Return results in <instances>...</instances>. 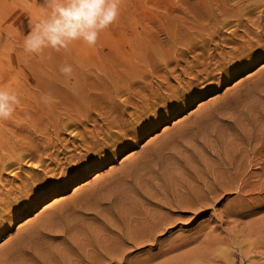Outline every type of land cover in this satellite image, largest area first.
<instances>
[{
	"label": "rangeland",
	"instance_id": "obj_1",
	"mask_svg": "<svg viewBox=\"0 0 264 264\" xmlns=\"http://www.w3.org/2000/svg\"><path fill=\"white\" fill-rule=\"evenodd\" d=\"M226 2L122 0L95 47L29 56L22 39L43 0H0V86L22 101L0 121L6 136L20 131L14 167L0 161V264H240L241 250L252 252L245 264H264V189L241 199L233 190L264 182V0ZM170 23L176 38H166ZM220 171L231 190L200 211L160 204ZM146 212L169 222L146 233Z\"/></svg>",
	"mask_w": 264,
	"mask_h": 264
},
{
	"label": "clouds",
	"instance_id": "obj_2",
	"mask_svg": "<svg viewBox=\"0 0 264 264\" xmlns=\"http://www.w3.org/2000/svg\"><path fill=\"white\" fill-rule=\"evenodd\" d=\"M121 3L122 0H43L39 16L30 20L29 30L23 36V52L29 56H40L46 49L67 53L78 41L95 47L100 34L118 20ZM59 71L68 80L74 78L71 64H63ZM41 99L46 104L55 102L50 93ZM21 102L16 91L0 86V121L12 119ZM232 250L221 247L218 255L226 258ZM239 254L240 264L250 261V253L241 250Z\"/></svg>",
	"mask_w": 264,
	"mask_h": 264
},
{
	"label": "bare ground",
	"instance_id": "obj_3",
	"mask_svg": "<svg viewBox=\"0 0 264 264\" xmlns=\"http://www.w3.org/2000/svg\"><path fill=\"white\" fill-rule=\"evenodd\" d=\"M227 1V0H226ZM226 1H224V0H213V1H211V2H209V0H207V4L206 5H209V6H216V8H222V7H224V9L227 7V2ZM248 1H250V2H252V0H247V2L246 3H248ZM255 1V0H254ZM221 2H223L222 4L223 5H220L221 4ZM249 2V3H250ZM229 4V3H228ZM254 4V3H253ZM204 5V4H203ZM248 6V5H247ZM204 7H206V8H208L207 6H204ZM202 8V9H205V8ZM211 7V9L213 10V8L215 9V7H213L212 8ZM246 6H244V8H245ZM230 8V7H229ZM228 8V9H229ZM238 9H239V7H237ZM223 9V8H222ZM222 9L220 10V12H222L223 13V15H225L224 13H226V15H228L229 14V11L228 12H226L225 10H223L222 11ZM241 9H242V7H241ZM226 10H227V8H226ZM235 10H237L236 8L234 9V7L233 8H230V11H231V13H236L237 11H235ZM201 11H203V13H204V11H206V14L204 13V15H203V17L202 18H204L205 20H206V18H205V16H207V15H209V14H207L208 12H209V9H207V10H201ZM208 11V12H207ZM211 11V10H210ZM214 11V10H213ZM212 11V12H213ZM216 11V10H215ZM244 11V10H243ZM211 13V12H210ZM214 13H216V12H214ZM196 14V13H195ZM248 14V13H247ZM194 15V14H193ZM249 15H251V13L249 14ZM202 15H200V16H197L196 18H198V17H201ZM221 16V15H220ZM195 17V16H194ZM193 17V18H194ZM210 17H212V16H210ZM225 17V16H224ZM223 17V18H224ZM209 17L207 16V19H208ZM217 18V17H216ZM216 18H215V20H216ZM221 18V17H220ZM246 18V17H245ZM214 19V18H213ZM187 20V19H186ZM193 20H196V19H193ZM197 20H199V19H197ZM200 20H202L201 18H200ZM209 20V19H208ZM207 20V21H208ZM218 20V19H217ZM245 20V19H244ZM204 21V20H203ZM240 21V20H239ZM246 21V20H245ZM175 22V21H174ZM192 22V21H191ZM197 22V21H196ZM190 23V22H189ZM200 23H203L202 21L200 22ZM206 23V21L203 23V24H205ZM207 25L209 24V22L208 23H206ZM255 24V23H254ZM190 25H191V23H190ZM194 25V24H193ZM193 25H191V27L193 26ZM211 25V24H210ZM196 26H197V24H196ZM199 26V25H198ZM212 26H213V24H212ZM262 26V25H261ZM165 27H168L167 28V30H166V32H165V35H166V38H171V36H174L175 37V35H174V31H175V29L177 28H175V26H172V24L170 23V24H168V25H165L164 26V28ZM187 27V26H186ZM181 28H183V27H181ZM215 28V27H214ZM180 30V29H179ZM183 30V29H182ZM185 31H187L186 30V28L184 29ZM183 30V31H184ZM196 30V29H195ZM184 31V32H185ZM215 31V30H214ZM177 32V31H176ZM197 33H199L198 31H196ZM188 33V31L186 32V34ZM195 33V32H194ZM197 33L196 34H194L195 36H197ZM215 33V32H214ZM179 34V33H178ZM183 34H185V33H183ZM185 34V35H186ZM189 34H190V31H189ZM191 34H192V32H191ZM190 34V35H191ZM181 35V33L179 34V36ZM188 35V34H187ZM193 35V34H192ZM184 36V35H183ZM194 36V37H195ZM154 37V36H153ZM156 37V36H155ZM185 37V36H184ZM184 37H178L177 38V40H182V38L184 39ZM188 37H190L189 35L187 36V38ZM193 37V38H194ZM257 37V36H256ZM176 38V37H175ZM174 38V39H175ZM179 38H181V39H179ZM186 38V37H185ZM191 38H192V36H191ZM190 38V39H191ZM193 38H192V41H194L193 40ZM198 38V37H197ZM259 38V37H258ZM189 39V40H190ZM189 40H188V42H189ZM168 41V40H167ZM173 41V40H172ZM172 41H171V43H172ZM185 41L186 40H182L181 41V43H185ZM191 41V40H190ZM203 41V40H202ZM175 42V40L173 41V43ZM178 41H176L175 42V44L176 45H178V43H177ZM187 42V41H186ZM195 42V41H194ZM180 42H179V44H181ZM193 42H191L190 44H192ZM196 43V42H195ZM233 43V42H232ZM194 44V43H193ZM170 45V44H169ZM187 45V44H186ZM186 45H184L185 47H186ZM188 45H189V43H188ZM155 46V45H154ZM173 46H175V45H173ZM179 46H182V45H179ZM190 46V45H189ZM188 46V47H189ZM192 46V45H191ZM187 47V48H188ZM201 47V46H200ZM205 47V46H204ZM203 47V48H204ZM155 48H156V46H155ZM174 48V47H173ZM173 48H171V49H173ZM177 48H180V47H177ZM186 48V49H187ZM194 48V47H193ZM192 47H191V49H193ZM190 49V48H189ZM189 49H187V50H189ZM191 49H190V52H191ZM195 49H198V48H195ZM201 49H202V47H201ZM200 49V50H201ZM207 49V48H206ZM183 50H185V48L183 49ZM193 51V50H192ZM205 50H203V52H204ZM210 51V50H209ZM207 52V51H206ZM207 54H208V52H207ZM163 56V55H162ZM183 56V55H182ZM159 57H160V55H159ZM177 57V59L175 58V56L174 57H172V59L174 58V60L176 59V61L181 57H179V56H176ZM179 57V58H178ZM164 58V57H163ZM169 59H171L170 57H168ZM201 58V57H200ZM205 58H206V56H205ZM161 59V58H160ZM168 59V61L170 62V60ZM195 59V58H194ZM203 59V58H202ZM201 59V60H202ZM174 60H172V61H174ZM180 60V59H179ZM206 60V59H205ZM164 61V60H163ZM171 61V62H172ZM182 61V60H181ZM169 62H167V63H169ZM174 63V62H173ZM197 63V62H196ZM199 63V62H198ZM201 63V62H200ZM163 64H166L165 62L163 63ZM175 64V63H174ZM204 64V63H203ZM176 65V64H175ZM179 65V64H178ZM168 67V66H167ZM191 69H192V67H191ZM177 70V69H176ZM183 70V69H182ZM181 70V71H182ZM185 70V69H184ZM183 72V71H182ZM184 74H185V72H184ZM150 95V94H149ZM150 97V96H149ZM74 118V117H73ZM103 121V120H102ZM104 122V121H103ZM106 122V121H105ZM53 123H56L55 125H56V127H57V125H58V123L57 122H52V124L51 125H53ZM48 124V123H47ZM49 125V124H48ZM3 126L5 127V124H2V125H0V127H2L3 128ZM45 126H46V124H45ZM50 126V125H49ZM42 127H44V124H43V126ZM51 128L50 129H52L53 128V126H50ZM44 129V128H43ZM47 129V128H46ZM49 129V130H50ZM54 129H56L55 127L52 129V130H54ZM4 130L2 129L1 130V128H0V137H1V139H3V141H2V144H1V152H0V161H2V164H3V162H4V164H3V166H2V168L3 169H5V170H10L12 167H14V166H12L11 167V164L13 163V162H10L12 159H14V157H15V155H14V153H12L10 150H12L13 151V149H9V144H10V142H12V141H17V140H15L17 137H18V135H20L19 134V132L20 131H15L13 134H11L10 136H6V134L3 132ZM55 132V131H54ZM42 134H43V132H42ZM45 134V133H44ZM47 134V133H46ZM23 135V134H22ZM83 136V135H82ZM80 138V137H79ZM22 142V141H21ZM248 143V142H247ZM88 144V143H87ZM249 144V143H248ZM246 145V144H245ZM257 146V145H256ZM252 147V146H251ZM252 149V148H251ZM257 150V149H256ZM15 151V150H14ZM261 151V150H260ZM31 152H32V150H31ZM23 153V152H22ZM33 153V152H32ZM28 154V153H27ZM30 154V153H29ZM21 155V154H20ZM26 155V154H25ZM34 155V154H33ZM250 155V154H249ZM262 155H264V154H262ZM18 156V155H17ZM29 156H31V154L29 155ZM241 156V155H240ZM19 157V156H18ZM24 157V156H23ZM22 157V158H23ZM232 157H233V155H232ZM235 157V156H234ZM237 158V157H236ZM17 158H15L14 159V162L16 163V160ZM29 159V158H28ZM32 159H33V157H32ZM233 159V158H232ZM256 159H258V158H256ZM16 160V161H15ZM25 160H27V159H25ZM30 160V159H29ZM236 160V159H235ZM34 161V160H33ZM250 161H251V159H250ZM26 162V161H25ZM32 162V161H31ZM229 162V161H228ZM259 162V161H258ZM261 162V161H260ZM17 163H19V160H18V162ZM27 163V162H26ZM30 163V162H29ZM38 163V162H37ZM43 162H41V164H42ZM231 163H232V161H231ZM230 163V164H231ZM239 163H240V160H239ZM245 163V162H244ZM1 164V165H2ZM32 164V163H31ZM38 164H40V163H38ZM248 164V163H247ZM19 165V164H18ZM43 165V164H42ZM244 165V164H243ZM229 166V165H228ZM262 166H264V165H262ZM261 166V167H262ZM40 167V166H39ZM236 167V166H235ZM230 168V167H229ZM262 168H264V167H262ZM2 169V170H3ZM232 169V168H231ZM239 169H241V168H239ZM238 169V170H239ZM243 169V168H242ZM262 170V171H261ZM244 171V170H243ZM260 171H261V173L262 172H264V169H260ZM11 172H12V170H11ZM218 172V171H217ZM230 172V171H229ZM219 173V172H218ZM223 173V172H222ZM240 173H242V172H240ZM220 174H221V171H220ZM232 174V173H231ZM239 174V172L238 171H234V173H233V176H232V178L233 179H235L236 181H238V178H237V176L239 177L240 176V174ZM243 175H244V173H242ZM258 174V173H257ZM214 175V174H213ZM212 175V176H213ZM219 175V174H218ZM222 175L223 174H221V175H219V176H216V177H218L219 179H217L215 176H214V178H216V179H214L213 180V182H212V184H209V185H204V184H206L207 183V181H206V183H203V185H204V188H203V190H201V191H188L185 195H183L182 196V200H181V198L180 199H178V201H174V203H172V205H170L169 203H168V201H167V203H160V202H157V203H160V204H163V205H166V206H170V207H173V208H176V209H180V210H198V211H200V207H202L203 205H205L206 206V204H207V206H209L208 205V203L209 202H213L214 200H215V198L218 196L217 195V192H226V191H230L231 189H229V188H231V181L232 180H230L228 177H226V178H224V177H222ZM242 176V175H241ZM210 178H212V177H210ZM247 178V177H246ZM261 178V177H260ZM211 180V179H210ZM235 180H233V183H234V181ZM247 180V179H246ZM235 181V183L234 184H236V183H238V182H236ZM199 182V181H198ZM203 182V181H202ZM239 182H242V180L240 181L239 180ZM247 182V181H246ZM242 183V184H239L238 183V185L236 184V188H234L233 190L234 191H236V194H237V197L239 198V199H241V198H245V197H242V195L240 196V194H242L243 192H244V195L246 194H250V195H252L251 193L252 192H254V191H258V192H260V191H262V189H264V182H262V183H259L258 181H256V183L254 182V183H252L251 184V186L248 184V183ZM253 182V181H252ZM258 182V183H257ZM31 184V183H30ZM22 186V185H21ZM190 186V185H189ZM191 189V188H190ZM193 189V188H192ZM229 189V190H228ZM186 190V189H185ZM187 190H188V187H187ZM220 190V191H219ZM154 191V190H153ZM168 191V190H167ZM158 193V192H157ZM178 193V192H177ZM154 195H156V194H154ZM162 195H164V194H162ZM177 195V194H176ZM182 195V194H181ZM245 195V196H246ZM4 196H6V195H4ZM8 196H9V194H8ZM8 196L6 197V198H8ZM21 196V195H20ZM149 196V195H148ZM148 196H146L147 198H148ZM165 196V195H164ZM163 196V197H164ZM167 196V195H166ZM173 196V195H172ZM145 197V198H146ZM150 197V196H149ZM155 197V196H154ZM255 197H257V196H255ZM144 198V197H143ZM152 198V197H151ZM156 198V197H155ZM218 198V197H217ZM216 198V199H217ZM248 198V197H247ZM10 199H12V198H10ZM22 199V198H21ZM164 199V198H163ZM158 200V199H157ZM246 200V199H245ZM161 201V200H160ZM164 202H165V200H164ZM173 202V201H172ZM156 203V202H155ZM6 204V203H5ZM140 204H141V202H140ZM3 205V204H2ZM161 206V205H160ZM159 206V207H160ZM169 207V208H170ZM197 207L199 208V209H197ZM204 207V206H203ZM203 207L201 208V209H203ZM161 208V207H160ZM168 208V207H167ZM206 208V207H205ZM143 209V208H142ZM231 209V208H230ZM233 209V208H232ZM175 210V209H174ZM205 210V209H204ZM189 211V212H190ZM195 211V212H196ZM202 211V210H201ZM224 211V210H223ZM155 212V211H154ZM154 212L152 213V214H150L149 213V215L147 214V212L145 213V214H147V216L144 214V219H143V222H142V220L140 219V222H142V225H141V230L142 231H144V232H146V233H149V234H152L153 232H155V231H158V230H163V228H164V226H165V224H167L169 221V217L167 218L166 216V218H163L162 216H159L158 214L159 213H157V215L155 214L154 215ZM181 212V211H180ZM132 213V212H131ZM171 213V212H170ZM192 213V212H191ZM130 214V213H129ZM138 214V213H137ZM192 214H194V212L192 213ZM197 214V213H196ZM164 215V214H163ZM133 216V215H132ZM143 216V215H142ZM140 217V216H139ZM173 218V217H172ZM139 219V218H138ZM173 220V219H172ZM166 221H167V223H166ZM135 227V226H134ZM126 228V227H125ZM128 228V227H127ZM139 229V228H138ZM140 230V229H139ZM121 232V231H120ZM126 232V231H125ZM125 232H124V234H125ZM119 233V232H118ZM131 233V232H130ZM146 233H144V237H145V234ZM211 234V233H210ZM122 235V234H121ZM128 235V234H127ZM137 235V234H136ZM138 235H140V234H138ZM129 236V235H128ZM143 236V235H142ZM205 236V235H204ZM209 236V235H208ZM207 236V237H208ZM212 236V235H211ZM213 236H215V235H213ZM133 237V236H132ZM139 237V236H138ZM147 237V239H149L150 240V235H147L146 236ZM202 237V236H201ZM128 238V237H127ZM136 238H137V236H136ZM250 238V237H249ZM129 239V238H128ZM139 239H141V240H144L143 239V237L141 238V236H140V238ZM216 239V238H215ZM132 240V239H131ZM118 241V240H117ZM212 241V240H211ZM211 241H209V242H211ZM120 242V241H119ZM140 242V241H139ZM207 242V241H206ZM216 242V241H215ZM251 242V241H250ZM249 242V243H250ZM128 243H129V240H128ZM136 243H137V241H136ZM146 243H148V240H147V242ZM254 243V242H253ZM121 244V243H120ZM130 244V243H129ZM239 244H240V242H239ZM139 245V244H138ZM147 245V244H146ZM207 245H208V242H207ZM211 246H213V244H210ZM253 245V244H252ZM143 246V245H142ZM215 246V245H214ZM105 247V246H104ZM136 247V246H135ZM248 247H250L251 248V246H249L248 245ZM248 247H246V248H248ZM255 248V247H254ZM113 252V251H112ZM216 252V251H215ZM251 252V251H250ZM109 253H111V252H109ZM167 254H168V252H166ZM252 253V252H251ZM251 253H250V255H251ZM254 254H255V252H254ZM222 257V256H221Z\"/></svg>",
	"mask_w": 264,
	"mask_h": 264
}]
</instances>
